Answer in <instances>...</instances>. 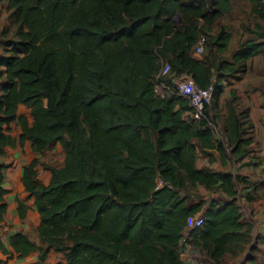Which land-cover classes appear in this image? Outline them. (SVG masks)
<instances>
[{"label": "trees", "instance_id": "16d2710c", "mask_svg": "<svg viewBox=\"0 0 264 264\" xmlns=\"http://www.w3.org/2000/svg\"><path fill=\"white\" fill-rule=\"evenodd\" d=\"M247 1L253 24L242 25L227 58L230 32L219 27L210 34L200 22L228 14L234 0H7L0 155L16 145L6 132L16 121L20 144L29 140L41 153L59 143L64 160L59 167L44 164L47 184L37 177V157L23 167L21 181L40 217L39 244L15 233L11 251L0 242L3 253L38 251L27 264H44L49 249L63 254L54 264H185L180 243L197 214L203 224L186 240L213 264L250 240L235 202L239 177L195 165L198 152L209 160L213 149L224 155V142L206 119L186 115L188 100L160 74L169 66L170 74L185 72L198 88L214 82L213 99H219L224 82L242 76L249 59L264 60V0ZM200 35L206 43L197 54ZM158 82L167 86L163 95ZM19 105L31 121L18 114ZM224 105L221 129L230 155L240 160L253 141L252 124L233 96ZM4 166L0 221L7 208ZM198 186L222 190L231 200L206 204Z\"/></svg>", "mask_w": 264, "mask_h": 264}, {"label": "crops", "instance_id": "0c3cea01", "mask_svg": "<svg viewBox=\"0 0 264 264\" xmlns=\"http://www.w3.org/2000/svg\"><path fill=\"white\" fill-rule=\"evenodd\" d=\"M236 1V0H235ZM234 5V4H233ZM232 5L231 11L234 6ZM231 11L228 13L230 14ZM9 10L7 8V0H0V31L7 28ZM228 14H220L213 22L206 23L201 20L200 24L206 27L208 33L215 34L219 27H223L230 32V41L228 49L224 52V56L229 58L232 51L237 47L238 42L242 38L243 30L241 23L236 20L234 25L230 26L224 17ZM246 24H250L247 22ZM251 23L250 25H252ZM11 29V30H10ZM10 31L14 29L10 27ZM236 29V32H235ZM9 31L8 38L12 37ZM10 35V36H9ZM0 42V54L4 51V41ZM2 78H0V81ZM223 96L229 99L234 97L235 107L240 111H245L248 120L252 124V143L245 157L235 160L230 154L223 155L219 150H211L213 154L212 160L207 156L198 152L195 160L197 168H207L214 172L229 171L233 175L238 176L236 181L235 202L239 206L241 214L240 221L243 223V231H247L246 236L250 240L242 243L241 247L235 252L226 251L220 258V264H264V60L261 55H255L248 60L246 71L239 78L229 79L224 82ZM24 105L18 106V114L22 113ZM187 115V113H186ZM223 125V121L220 122ZM10 129L6 132L16 138L15 146H5L4 154L0 155V162L5 166L2 169L3 187L6 189L4 201L6 203V213L0 221V242L11 251L9 245L10 237L15 233H24L28 237L39 244L37 227L40 223V217L37 213L33 198L25 191L21 181L22 169L33 158H38V152H34L31 142L25 140L20 144L19 135L21 128L13 121L9 125ZM37 168L38 179L47 184L50 179V171L42 169L39 164ZM198 190L203 195L204 200L209 203L213 200L212 191L206 190L202 186H198ZM219 191L220 198L214 199L222 205L231 198L222 190ZM21 208L23 215L20 216L18 208ZM4 227L2 229L1 227ZM191 224L185 228V237L180 243V255L185 264H213L206 253H201L197 247L186 240ZM38 251L32 252L24 257H17L16 254H5L0 249L1 264H27L36 261ZM63 254L49 249L44 260V264H54L63 261Z\"/></svg>", "mask_w": 264, "mask_h": 264}, {"label": "built area", "instance_id": "2783aa9c", "mask_svg": "<svg viewBox=\"0 0 264 264\" xmlns=\"http://www.w3.org/2000/svg\"><path fill=\"white\" fill-rule=\"evenodd\" d=\"M205 43L206 36L200 35L195 48L197 54L202 53ZM160 74H168L171 77L172 86L175 87L176 92L188 100L189 111L187 112V115L194 120L206 119L207 126L212 130L215 138L224 142L225 152L230 154V147L226 144L224 133L210 110L211 102L214 100L213 93L215 90V83L211 82L205 88H198L189 74L185 72L178 75L170 74L169 66L163 67ZM157 84L161 85L163 89L160 93L158 91L157 93L163 95L167 86H165L163 82H158ZM203 221L204 219L201 215L195 216L191 226L199 227L203 224ZM1 228L4 229L3 226Z\"/></svg>", "mask_w": 264, "mask_h": 264}, {"label": "rangeland", "instance_id": "374dc122", "mask_svg": "<svg viewBox=\"0 0 264 264\" xmlns=\"http://www.w3.org/2000/svg\"><path fill=\"white\" fill-rule=\"evenodd\" d=\"M233 4H234L233 11H231L230 14L223 16L227 24L232 26L234 25L236 20L239 21V24L241 23V26L246 25L247 22H250V24L253 23L254 16L250 14V10H249L250 4L247 0H236V1L234 0ZM235 32H236V29H235ZM229 79H234V77L232 76L228 78L227 82L229 81ZM161 90H163L161 85L157 84L156 91L160 93ZM226 100L227 98L221 96L219 99L213 100L210 105V108H212L211 112L213 113V115H215V118L219 125H220V122L223 121V117L225 113L224 103L226 102ZM22 113H25L28 116L30 121L32 120L31 116H29V109L26 108L25 106L22 110ZM219 127L222 128L221 125ZM38 159H39V165L42 166V169L44 170H46V168L44 167V164H48L54 167H59L62 165L63 160H64V150L59 143L50 145L43 152L38 154ZM211 193H212V196L210 197H212L213 199L220 198L218 196L219 191L216 190V191H212ZM196 216H200V214H197Z\"/></svg>", "mask_w": 264, "mask_h": 264}]
</instances>
